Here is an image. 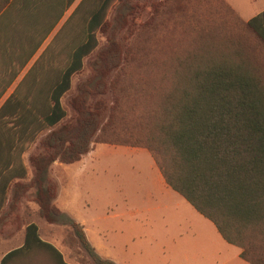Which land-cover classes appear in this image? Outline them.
<instances>
[{
  "label": "trees",
  "instance_id": "1",
  "mask_svg": "<svg viewBox=\"0 0 264 264\" xmlns=\"http://www.w3.org/2000/svg\"><path fill=\"white\" fill-rule=\"evenodd\" d=\"M75 1L61 0L63 7ZM87 1L81 0L76 14ZM165 1L161 5L168 8L191 2ZM0 3L5 7L8 0ZM115 4H122L118 21L125 19L126 0H98L86 18L85 40L75 47L57 81L24 97L15 92L0 106V223L19 206H27L31 197L37 216L64 226L69 245L83 249L91 264H114L100 258L83 228L56 206L58 185L52 166L80 161L96 143L141 148L152 155L165 182L210 220L226 242L241 249L243 260L264 264V74L257 55L258 45L264 47V12L247 22L240 20L253 35L252 47L233 36L228 24L214 28L212 18L205 16L197 20L200 30L189 46H179L168 57H160L157 46H148L157 31L144 24L122 59L95 69L93 81L115 71L112 104L103 106L107 116L101 106H90L88 93H83L75 106L77 123L61 125L68 115L62 98L84 69L85 59L98 48V33ZM60 17L61 12L54 23ZM45 130L47 152L30 157L29 180L24 153ZM37 249L65 264L34 221L25 225L23 245L0 264Z\"/></svg>",
  "mask_w": 264,
  "mask_h": 264
},
{
  "label": "rangeland",
  "instance_id": "2",
  "mask_svg": "<svg viewBox=\"0 0 264 264\" xmlns=\"http://www.w3.org/2000/svg\"><path fill=\"white\" fill-rule=\"evenodd\" d=\"M45 1L40 0L38 2L40 4L38 14L41 12L42 18L49 19L50 14L57 15L63 10L59 0ZM97 1L88 0L77 14L75 11L81 0H76L66 10L63 19L43 42L36 57L39 60L38 63L34 67H31L34 63H30L24 69L21 76L7 91L4 99L15 91L21 97L33 90L40 92L46 89V84L57 81L63 69L71 61L75 47L85 40L86 18L96 6ZM254 1L256 0H191L185 7L173 6L168 8L161 5L163 0H126L127 8L124 11L125 19L123 21H118L119 13L117 12L122 4H115L109 13L105 28L98 33L100 42L98 48L85 59L84 69L74 76L71 90L62 98V104L68 115L61 125L73 126L77 123L79 115L75 106L83 93H88L89 105L101 106L102 112L103 106H111L113 99L110 92V82L115 71L109 70L102 79L93 81L96 74L95 69L100 63L101 65L110 64V60L117 57L122 59L125 50L132 44L135 33L139 29L142 32L141 29L144 24H148L150 28L155 27L157 31L156 37L151 38L148 46H157L160 50V57L174 55L179 46L181 48L183 45L189 46L196 32L200 30L197 20L201 22L205 16L212 18L211 26L214 28L228 24L233 36L248 40L249 46L252 47L254 45L251 42L253 35L241 24L240 20L247 22V18L254 15V11H257V6H250V4H254ZM222 2L227 4L233 12L223 6ZM238 5H241L242 8L248 6L247 10L252 12L244 14L239 11L241 8L239 9ZM53 21L51 18V27ZM42 28L41 33L45 35L49 27ZM257 49L264 74V47L259 44ZM36 66H38L37 71L34 70ZM32 71L35 72L32 73ZM103 116L104 118L107 116L105 110ZM48 132L49 130H45L38 135L36 142L24 153V162L30 170H33L30 157L47 152L43 146V139ZM91 149L90 156L94 158H89L86 163L84 177L89 185V192L93 194L96 200H99L102 206L108 204L105 200L109 199L110 196L111 198L115 197L114 189L116 186L137 184L139 187L138 184H144L147 181V168L151 166L152 158L146 150L138 149L147 155H136L133 148L101 143L92 144ZM56 163L58 164L52 166V176L58 178L61 183L65 182L68 170L81 165L69 166ZM54 181L56 182V179ZM116 194L119 195V192ZM35 209V206H19L9 214L4 223H0V249L3 253L22 244L26 223L35 220L41 227V237L58 247H62L68 260L91 264V259L83 249L69 245L70 242L67 240L64 226L47 224L37 216Z\"/></svg>",
  "mask_w": 264,
  "mask_h": 264
},
{
  "label": "crops",
  "instance_id": "3",
  "mask_svg": "<svg viewBox=\"0 0 264 264\" xmlns=\"http://www.w3.org/2000/svg\"><path fill=\"white\" fill-rule=\"evenodd\" d=\"M59 4L63 5L61 0ZM240 6V12H252L247 10L248 6ZM250 6H257V11L246 21L264 12V0H256ZM68 8L63 7L60 20L53 21L51 27V18L54 20L57 15L50 14V20L42 18L43 14H38V0H8L5 7H0V92L5 86L0 106L16 92L4 99L24 69L30 63H34L31 67L38 63L36 57L43 42L63 19ZM42 27H49L45 35L41 33ZM19 64L24 65L17 72ZM133 149L136 155H147L138 150L141 148ZM90 152L69 165L81 164L68 170L65 182L61 183L53 177L58 185L55 204L83 228L87 241L100 258L114 264H250L241 258L239 247L226 242L210 220L165 182L150 153L152 162L147 168V181L138 184L139 187L137 184L116 186L115 197L103 199L108 204L102 206L89 192L84 177L86 163L89 158H94ZM31 173L28 168L29 180ZM27 205L35 206L34 211L38 209L31 197L27 198ZM34 222L39 225L38 221ZM23 242L24 233L22 244L18 247L5 253L0 249V263L7 253L20 248ZM53 245L62 254L65 264H82L68 260L62 247ZM46 253L37 249L7 264H63Z\"/></svg>",
  "mask_w": 264,
  "mask_h": 264
}]
</instances>
